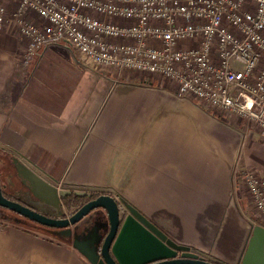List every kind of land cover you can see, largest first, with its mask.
I'll use <instances>...</instances> for the list:
<instances>
[{
    "label": "crops",
    "instance_id": "1",
    "mask_svg": "<svg viewBox=\"0 0 264 264\" xmlns=\"http://www.w3.org/2000/svg\"><path fill=\"white\" fill-rule=\"evenodd\" d=\"M26 43L13 26L1 33L0 164L16 157L58 191L122 197L176 243L237 264L252 226L264 225L236 185L238 157L264 176L259 131L161 78L87 68L62 43L22 64ZM0 264L91 263L0 219Z\"/></svg>",
    "mask_w": 264,
    "mask_h": 264
},
{
    "label": "built area",
    "instance_id": "2",
    "mask_svg": "<svg viewBox=\"0 0 264 264\" xmlns=\"http://www.w3.org/2000/svg\"><path fill=\"white\" fill-rule=\"evenodd\" d=\"M11 26L27 42L22 64L62 43L87 68L157 76L264 136V0H0V38ZM236 172L264 219V178Z\"/></svg>",
    "mask_w": 264,
    "mask_h": 264
},
{
    "label": "water",
    "instance_id": "3",
    "mask_svg": "<svg viewBox=\"0 0 264 264\" xmlns=\"http://www.w3.org/2000/svg\"><path fill=\"white\" fill-rule=\"evenodd\" d=\"M11 161V165L14 163L15 167L22 170L14 171L15 176L25 179L28 190L41 200L50 215L8 198L0 184V219L70 243L91 264H215L192 251L189 246L169 238L130 203L122 199L118 201L107 193L89 199L66 216L62 207L66 191H58L57 187L43 180L16 157H12ZM7 163L5 160L0 165L5 166ZM7 169L4 168V174ZM93 209H99L106 215V234L102 237L94 231L92 233L95 235L91 239L82 241L77 234L72 236V225L75 226L79 220H83L85 225L89 224L91 215L87 213ZM87 236L88 233L83 238ZM83 242L85 245L81 244ZM237 264H264L263 224L252 226Z\"/></svg>",
    "mask_w": 264,
    "mask_h": 264
},
{
    "label": "flooded vegetation",
    "instance_id": "4",
    "mask_svg": "<svg viewBox=\"0 0 264 264\" xmlns=\"http://www.w3.org/2000/svg\"><path fill=\"white\" fill-rule=\"evenodd\" d=\"M18 170L20 171L21 168H18V167L13 168V171H15V172H17ZM4 180L6 182H10L12 184V188L14 189V191H16V194H11L9 191L6 192L7 190H6V188H4L3 192H4L5 196H7L8 198H10L12 200L18 201L21 204L28 205L32 209H35L40 213L50 215L48 210L43 208L44 206L42 203H40L39 199L36 196H34L28 190V188L26 187V181H25V179H23L22 176L19 179L18 178L12 179L11 176L10 177L6 176L4 178ZM18 182H19V184H18ZM3 184H4V182H3ZM92 198H90V199H92ZM88 200L89 199L82 201V203L80 205H82L84 202H86ZM62 203H63V200H62ZM80 205H78V207ZM120 207L124 208L122 206V204H120ZM49 209L52 210L51 208H49ZM87 215H91V218L89 220L90 223L85 225L84 223H82L83 220L77 221V224L75 226L72 225V236L77 234L78 238L82 241L83 239H88V238L91 239L96 234V231H97V234H100L103 237V235H105L107 232V228L105 227L106 215L104 214V212H101L99 209H93V210H90L87 213ZM79 223H81V224H79ZM94 231H95V234L92 233ZM87 233H88V236L83 238V236ZM81 244L83 245L84 242Z\"/></svg>",
    "mask_w": 264,
    "mask_h": 264
},
{
    "label": "rangeland",
    "instance_id": "5",
    "mask_svg": "<svg viewBox=\"0 0 264 264\" xmlns=\"http://www.w3.org/2000/svg\"><path fill=\"white\" fill-rule=\"evenodd\" d=\"M117 72H119L118 70H116ZM115 71V72H116ZM122 71V70H121ZM149 76V75H148ZM148 76L147 75H141V77H147L148 78ZM151 77H153V76H150L149 78H151ZM155 77V76H154ZM157 77V76H156ZM157 78H159V77H157ZM152 79V78H151ZM246 124V123H245ZM249 127H253V128H255V129H257L255 126H254V124H250V125H248ZM257 135V134H256ZM256 138V137H255ZM262 138H264V136L263 135H261V136H259V140L260 141H262V142H264V139H262ZM0 157H2V155H0ZM9 157V156H8ZM7 161H8V163L5 165V167L6 168H8L7 170V172L4 174V173H2V174H0V184L2 185V187H3V189L4 188H6V192H10L11 194H16V191H14V189L12 188V184L10 183V182H6L5 180H4V178L7 176V177H10L11 176V178L12 179H15L16 178V176H15V174L13 173L14 171H13V166L11 167L10 165H11V156H10V158H8L7 159ZM237 163L238 162H241V164H242V160L238 157V159H237V161H236ZM243 165V164H242ZM244 166V165H243ZM245 167H247V166H245ZM248 168V167H247ZM256 171V170H255ZM257 172V171H256ZM258 173V172H257ZM236 174H237V172H236ZM258 175L260 176V177H264V176H262L261 174H259L258 173ZM19 179V178H18ZM239 178L237 177V175H236V185H237V188H238V191H240V193L246 198V200L252 205V207L254 208V206H253V204H252V202H251V200H250V196H249V194H248V191H247V188L245 187V185L243 186V185H241L240 186V183H239ZM19 181V180H18ZM3 182H4V184H3ZM6 183V184H5ZM18 184H19V182H18ZM66 192L68 193V192H70V193H72V194H83V193H86V194H88V193H90V191L89 192H87V191H85V190H80V189H75L74 187H68L67 189H66ZM41 203V202H40ZM62 207H63V211L64 212H68L69 214L70 213H72L74 210H68L66 207H65V205H63V203H62ZM49 211V210H48ZM5 221H8V220H5ZM10 222V221H9ZM11 223V222H10ZM13 224V223H12ZM16 225V224H15ZM20 226V225H19ZM30 230H32V229H30ZM193 251V250H192ZM195 252V251H194ZM197 253V252H196ZM200 256H203V257H205V258H207L206 256H205V254H199Z\"/></svg>",
    "mask_w": 264,
    "mask_h": 264
},
{
    "label": "trees",
    "instance_id": "6",
    "mask_svg": "<svg viewBox=\"0 0 264 264\" xmlns=\"http://www.w3.org/2000/svg\"><path fill=\"white\" fill-rule=\"evenodd\" d=\"M99 194H101V193L100 192H90L88 194H86V193H83V194H72L70 192H68V193L66 192L64 197L62 198V200H63V204L65 205V207L68 210H75L78 207V205H80L82 203V201L90 199L92 197H95V196H97ZM120 198L122 200L126 201L124 198H122V197H120ZM201 257H203V256H201ZM203 258L206 259V260H210V261H212L215 264H223V263H221L218 260H213V259H209V258H205V257H203Z\"/></svg>",
    "mask_w": 264,
    "mask_h": 264
}]
</instances>
